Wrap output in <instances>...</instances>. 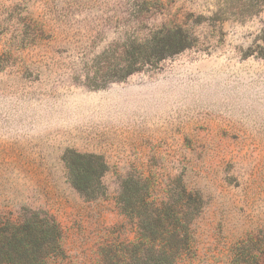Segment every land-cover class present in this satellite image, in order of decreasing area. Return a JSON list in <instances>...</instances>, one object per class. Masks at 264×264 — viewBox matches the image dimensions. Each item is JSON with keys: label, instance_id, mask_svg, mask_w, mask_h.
<instances>
[{"label": "rangeland", "instance_id": "rangeland-1", "mask_svg": "<svg viewBox=\"0 0 264 264\" xmlns=\"http://www.w3.org/2000/svg\"><path fill=\"white\" fill-rule=\"evenodd\" d=\"M175 27L189 49L115 81ZM70 152L106 164L96 199ZM127 180L185 219L201 200L179 264H264V0H0V218L53 217L47 264H124Z\"/></svg>", "mask_w": 264, "mask_h": 264}, {"label": "trees", "instance_id": "trees-1", "mask_svg": "<svg viewBox=\"0 0 264 264\" xmlns=\"http://www.w3.org/2000/svg\"><path fill=\"white\" fill-rule=\"evenodd\" d=\"M190 37L180 28L162 29L150 39L134 42L138 52H127L124 69L115 81L139 73L147 66L155 67L168 58L190 48ZM66 163L73 187L86 199L94 200L102 194L94 182L107 172L103 159L95 155L70 152ZM124 183L120 203L122 210L139 229L135 242L125 247L124 264H179L183 252L190 245V227L201 209V200L188 193L189 218L180 216L179 207L150 200L134 186ZM185 193V190H184ZM61 254V229L56 220L41 212H31L23 221L14 223L0 218V264H47L51 257Z\"/></svg>", "mask_w": 264, "mask_h": 264}]
</instances>
